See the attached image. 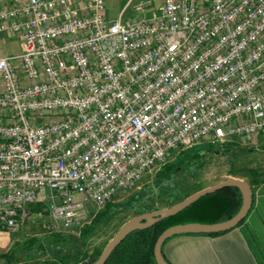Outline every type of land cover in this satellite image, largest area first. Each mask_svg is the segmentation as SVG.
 Returning <instances> with one entry per match:
<instances>
[{
  "label": "built area",
  "instance_id": "2783aa9c",
  "mask_svg": "<svg viewBox=\"0 0 264 264\" xmlns=\"http://www.w3.org/2000/svg\"><path fill=\"white\" fill-rule=\"evenodd\" d=\"M0 37V230L81 228L175 149L264 140V0H15Z\"/></svg>",
  "mask_w": 264,
  "mask_h": 264
},
{
  "label": "rangeland",
  "instance_id": "374dc122",
  "mask_svg": "<svg viewBox=\"0 0 264 264\" xmlns=\"http://www.w3.org/2000/svg\"><path fill=\"white\" fill-rule=\"evenodd\" d=\"M153 1L154 7L143 12L129 11L125 17L143 19L152 15L160 7V0ZM125 2L106 0L108 17H117ZM210 143L173 150L154 171L132 187L119 191L103 208L93 209L90 222L83 227H94L85 236L81 235L83 227L48 232V225L53 223L50 213L42 206L39 211L33 207L31 218L19 230H0V264H82L85 254L88 257L102 251L128 220L142 213L168 208L229 177L249 184L253 180L264 181V140L248 137L224 144ZM252 170L256 171L254 175L250 173ZM108 205L113 208L94 225L95 215ZM13 237L18 239L16 245H12L8 257L2 256L1 250ZM261 238L264 249V234Z\"/></svg>",
  "mask_w": 264,
  "mask_h": 264
},
{
  "label": "crops",
  "instance_id": "0c3cea01",
  "mask_svg": "<svg viewBox=\"0 0 264 264\" xmlns=\"http://www.w3.org/2000/svg\"><path fill=\"white\" fill-rule=\"evenodd\" d=\"M15 2V0H0V9L12 7ZM21 51L19 38L7 33L0 37V57H15ZM251 187L252 207L240 225L218 235L172 236L163 245L165 259L170 264H264V249L261 244V237L264 234V181ZM14 237L1 250V254L7 253L18 241Z\"/></svg>",
  "mask_w": 264,
  "mask_h": 264
},
{
  "label": "trees",
  "instance_id": "16d2710c",
  "mask_svg": "<svg viewBox=\"0 0 264 264\" xmlns=\"http://www.w3.org/2000/svg\"><path fill=\"white\" fill-rule=\"evenodd\" d=\"M210 144L217 145L218 143L212 142ZM250 173L254 175L256 171L252 170ZM258 182L253 180L250 185L257 184ZM242 202V193L237 187L224 188L213 194L206 195L177 215L165 218L150 228L131 233L114 250L105 264H156L154 246L159 235L165 229L176 224L188 222L216 223L228 220L240 210ZM40 208L41 206H35L36 211H39ZM112 208L111 205H108L106 209L98 212L92 223L94 225L99 223ZM93 227V225L83 227L81 235L85 236L89 234L93 230ZM13 245H16V243ZM8 253L2 256L8 257ZM100 253L101 251L97 250L88 257L85 254L82 264H91L99 257Z\"/></svg>",
  "mask_w": 264,
  "mask_h": 264
},
{
  "label": "water",
  "instance_id": "95a60500",
  "mask_svg": "<svg viewBox=\"0 0 264 264\" xmlns=\"http://www.w3.org/2000/svg\"><path fill=\"white\" fill-rule=\"evenodd\" d=\"M228 187H237L241 191L243 202L240 210L232 218L222 222H188L168 227L159 235L154 246V258L156 264H170L163 255V245L172 236L180 234H218L227 232L237 227L246 218L252 207L253 189L248 182L239 178L229 177L216 185L201 189L189 195L184 200L168 208L145 212L128 220L119 229L116 235L107 243V245L101 251L99 257L91 264H105L114 250L131 233L137 230L150 228L165 218L177 215L197 202L200 198Z\"/></svg>",
  "mask_w": 264,
  "mask_h": 264
}]
</instances>
